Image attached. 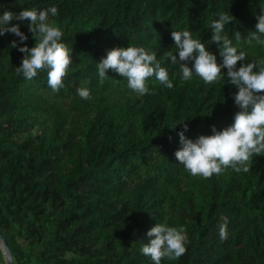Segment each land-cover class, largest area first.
Returning <instances> with one entry per match:
<instances>
[{"label":"trees","instance_id":"obj_1","mask_svg":"<svg viewBox=\"0 0 264 264\" xmlns=\"http://www.w3.org/2000/svg\"><path fill=\"white\" fill-rule=\"evenodd\" d=\"M50 4L59 7L53 19L73 49L59 91L46 69L31 80L18 75L24 53L10 45L18 37L0 34V231L16 262L154 264L140 248L147 230L166 220L184 225L190 243L162 264H264V154L248 172L211 177L190 175L175 156L185 122L192 138L232 123L237 86L195 76L181 83L173 64L174 88L157 83L156 92L140 95L122 74L109 69L100 83L97 71L108 49L129 43L158 49L167 63L173 28L210 41L205 25L220 10L236 18L227 26L235 42L236 31L247 36L255 28L261 0H0V13ZM28 34L21 43L31 46L36 38ZM243 43L249 59L264 57V44ZM207 46L219 52L216 42ZM84 81L89 98L77 91Z\"/></svg>","mask_w":264,"mask_h":264},{"label":"clouds","instance_id":"obj_2","mask_svg":"<svg viewBox=\"0 0 264 264\" xmlns=\"http://www.w3.org/2000/svg\"><path fill=\"white\" fill-rule=\"evenodd\" d=\"M261 5L264 8V0H261ZM58 15L56 4L24 7L19 12L5 9L0 13V34L14 33L18 39H13L10 45L24 53L16 73L31 80L46 69L47 83L53 91L65 86V77L73 64L72 45L66 42L62 26L53 19ZM257 16L255 28L250 29L247 36L240 31L234 33L235 42L227 30L230 22L236 19L229 10L216 12L206 22L205 26L212 32L210 41L194 36L189 27L173 28L174 45L166 53L167 63L158 58V49L136 43L112 47L97 61L100 83L110 76L108 70L111 69L127 78L128 87L140 95L156 92L157 88L151 85L157 83L174 88L177 73L172 71L170 75L173 64L179 66L181 83L195 76L205 83L220 82L223 85L230 82L237 86L238 90L233 95L238 110L232 123L223 128L213 124L211 133H202L195 138L186 135L187 122L179 130L182 146L176 149L175 156L192 176L211 177L229 168L237 173L248 172L253 157L264 154V57L249 59V50L243 43L251 44L255 40L264 44V11ZM13 19L18 22L10 23ZM19 21H26L28 32L36 38L31 46L21 43L28 41L29 34ZM211 42H216L218 53L207 46ZM175 49H178V56ZM86 84L87 81L82 82L77 91L81 97L89 98L92 92L90 87L84 86ZM182 121L185 119L168 126L175 129ZM147 236L150 239L142 243L140 251L154 264H162L163 258L181 257L190 243L184 225L171 224L166 220H158L152 225ZM228 236V218L225 217L220 225V238L224 240Z\"/></svg>","mask_w":264,"mask_h":264},{"label":"water","instance_id":"obj_3","mask_svg":"<svg viewBox=\"0 0 264 264\" xmlns=\"http://www.w3.org/2000/svg\"><path fill=\"white\" fill-rule=\"evenodd\" d=\"M0 248L3 252V256L5 259L6 264H18L15 260V256L13 251L8 243L6 237L0 231Z\"/></svg>","mask_w":264,"mask_h":264},{"label":"rangeland","instance_id":"obj_4","mask_svg":"<svg viewBox=\"0 0 264 264\" xmlns=\"http://www.w3.org/2000/svg\"><path fill=\"white\" fill-rule=\"evenodd\" d=\"M1 249V248H0ZM2 251V250H1ZM1 255L3 256V252H2V254H0V262L2 261L3 262V259L1 258ZM3 258H4V256H3ZM4 263L6 264V262L4 261Z\"/></svg>","mask_w":264,"mask_h":264}]
</instances>
